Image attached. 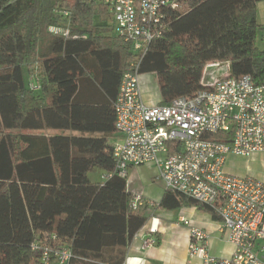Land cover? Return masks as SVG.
Listing matches in <instances>:
<instances>
[{
    "label": "trees",
    "instance_id": "trees-1",
    "mask_svg": "<svg viewBox=\"0 0 264 264\" xmlns=\"http://www.w3.org/2000/svg\"><path fill=\"white\" fill-rule=\"evenodd\" d=\"M260 1L180 0L139 66L157 77L161 104L204 88L210 62L230 63L229 76L249 74L264 86ZM109 18L105 5L88 0H0V264H41L31 248L38 237L69 246L71 264H123L147 221V204L131 207L125 177H89L115 168L114 101L134 58ZM68 22L67 36L49 31ZM32 76L40 89L30 87ZM159 206H195L221 220L171 189Z\"/></svg>",
    "mask_w": 264,
    "mask_h": 264
},
{
    "label": "built area",
    "instance_id": "built-area-1",
    "mask_svg": "<svg viewBox=\"0 0 264 264\" xmlns=\"http://www.w3.org/2000/svg\"><path fill=\"white\" fill-rule=\"evenodd\" d=\"M88 1L107 7L115 34L134 54L114 101L115 126L122 141L112 146L115 168L104 178L115 173L126 178L132 166H155L165 189L213 208L234 247L228 257L213 256L208 232L182 217L190 226L191 258H199L200 264H264V180L226 169L231 155L250 158L264 153V86L249 74L227 75L204 84L194 95L176 97L168 105H149L142 94L140 62L151 42L163 35L169 12L180 8V0ZM57 12L70 16V11ZM49 31L67 36L69 22L52 25ZM29 84L40 89L35 76ZM207 134L221 137L211 139ZM145 202L142 194H135L131 207L137 209ZM154 243L149 238L145 246ZM31 248L41 264H71L69 246H53L38 237Z\"/></svg>",
    "mask_w": 264,
    "mask_h": 264
},
{
    "label": "crops",
    "instance_id": "crops-1",
    "mask_svg": "<svg viewBox=\"0 0 264 264\" xmlns=\"http://www.w3.org/2000/svg\"><path fill=\"white\" fill-rule=\"evenodd\" d=\"M257 20L261 25H264V0L257 4ZM145 75L143 74L142 77L143 98L149 105H154L161 101L159 87L157 88L158 94H148L146 92L148 80L144 79ZM45 133L69 134L70 132L47 130ZM255 155L258 156V154ZM133 168L139 174L143 169L150 170L149 175L144 173L146 176L143 174L141 182L137 184L139 190L132 188L136 185V182L131 184L127 180L130 192L133 195L142 192L147 200L145 202L147 204V221L128 246L123 264H200L199 258L189 256L190 226L181 221L182 217L188 218L192 226L202 228L208 232L210 236L209 252L213 256L228 257L232 254L234 247L228 240L226 231L222 229L221 220L213 219L211 214L199 211L195 206H182L171 210L160 207L159 202L166 189L163 182L157 177L156 167L153 165H140L132 166L131 169ZM96 169L98 168L93 169L90 173L96 171ZM99 170L100 179H94L95 181H102L101 177L104 172L101 169ZM95 175H97V172H95ZM142 182L145 183L146 187H142ZM149 186L155 188L147 189ZM149 238L154 239L155 243L152 246H145V241Z\"/></svg>",
    "mask_w": 264,
    "mask_h": 264
},
{
    "label": "rangeland",
    "instance_id": "rangeland-1",
    "mask_svg": "<svg viewBox=\"0 0 264 264\" xmlns=\"http://www.w3.org/2000/svg\"><path fill=\"white\" fill-rule=\"evenodd\" d=\"M181 7V4H180ZM183 8V5L181 9ZM110 23H112V18H109ZM107 22V21H106ZM257 46L264 50V31L260 32L257 39ZM230 75V63H219V62H210L206 65L204 70V77H203V84H209L213 81H216L218 79H221L224 76ZM144 79L148 80L147 86H146V92L148 94H158V80L155 74L149 73L144 76ZM161 103V101L159 102ZM1 135V132H0ZM122 137L119 132H116L110 137V142L114 144L115 142H121ZM226 169L228 172L238 175V176H246L251 175L256 178H259L261 180H264V153L258 154V156L254 155L250 158L241 157V156H235L231 155L229 156L227 162H226ZM99 169H96V171L90 173L89 177L95 181L94 179L99 180L100 174L98 175ZM150 170L143 169L141 174L133 169H129L128 175L126 179L128 180V183L136 182V185L132 186L135 190H139L137 187V184L141 182L143 178V174H148ZM95 172H97V175H95ZM144 174V175H145ZM146 176V175H145ZM101 180H105L104 173L102 174ZM145 186V183L142 182V187ZM154 189V186H149L147 189ZM136 194H142V192H137ZM144 196V195H143ZM145 199V198H144ZM146 200V199H145ZM147 201V200H146ZM151 203L152 200H150Z\"/></svg>",
    "mask_w": 264,
    "mask_h": 264
}]
</instances>
